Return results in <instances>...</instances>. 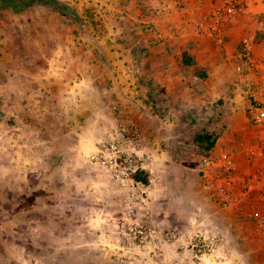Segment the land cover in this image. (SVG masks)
<instances>
[{
    "label": "crops",
    "instance_id": "obj_1",
    "mask_svg": "<svg viewBox=\"0 0 264 264\" xmlns=\"http://www.w3.org/2000/svg\"><path fill=\"white\" fill-rule=\"evenodd\" d=\"M149 1V8L158 9L150 13L161 31V37L152 40L157 47L143 42L141 53L136 45L123 50V46L115 43L116 47L106 52L110 67H100L104 57L101 52L97 54L101 56L98 65L82 70L81 78L68 70L57 73L46 70L31 91L16 101L14 127L0 128V150L5 151L0 156V167L6 170L13 161L15 167L27 168L15 177L21 183L16 198H30L25 220L36 215L46 217L40 229L53 231L51 238L57 239L59 246L67 247L71 256L76 248L106 250L107 247L120 255L115 249L128 247L129 253L121 254L125 262L147 264L151 262L150 251L158 245L162 253L151 254L160 264H203V259L193 250H188L185 262L180 263L175 244H148V250L143 252L137 240L129 236V229L161 228L185 238L190 235L191 219L205 213L211 215L216 229L231 232L225 219L227 214L209 203L200 189L199 157L192 159L194 167H187L178 159V135L176 128L172 129L178 125V113L172 107L201 106L206 99L220 98L235 112V120L243 121L242 109L246 103L237 99L242 95V84L230 90L228 60L240 57L238 50L243 37H255L260 16L231 26L222 45H218L190 34L185 22L186 0H159L155 7L153 0ZM259 6L264 15V0ZM121 9L124 10L115 8ZM132 10L138 14L135 6ZM135 15H131L132 21L137 20ZM170 29L174 31L170 33ZM250 48L255 61L264 57L263 43ZM186 54L192 57V66L183 63ZM260 67L263 66H257V74H247L255 87L261 83ZM200 74L204 78H199ZM157 90L169 99V110L162 107L157 110L162 104L152 102ZM113 106L119 109L118 114L113 112ZM117 123L136 127L147 141L142 153L151 154L152 161L144 165L146 181L136 180L137 172L130 182L121 186L107 176L99 163L91 160ZM244 128L247 131L243 125L237 130L242 132ZM218 140L212 148L215 151L232 149L228 140L220 145ZM10 150H14V157ZM68 181L78 186L77 205H70L75 193L71 196L66 192ZM26 183L28 187L22 186ZM135 186L139 190L133 189ZM55 213L57 218L52 217ZM54 221L57 225L51 226ZM233 229L230 238L239 244L219 246L220 254L228 252L235 260L240 258L236 247L264 249V244H258L261 240L246 226Z\"/></svg>",
    "mask_w": 264,
    "mask_h": 264
},
{
    "label": "rangeland",
    "instance_id": "obj_2",
    "mask_svg": "<svg viewBox=\"0 0 264 264\" xmlns=\"http://www.w3.org/2000/svg\"><path fill=\"white\" fill-rule=\"evenodd\" d=\"M53 1L61 4L63 11L45 0H0V128L11 130L14 127L16 101H19L25 92L31 91L32 86L37 84L39 76L45 74L46 70L51 73L68 70L71 74L76 73L77 78H81L82 70L94 68L96 63L98 65L101 56L97 54L101 52L104 57L100 67H110L111 61L106 52L113 50L116 47L115 43L123 46V50L136 45L141 49V53L143 42L155 47L158 45L152 40H158L155 33L159 28L153 22L154 15L150 14L158 9L154 11L152 7L149 8V0ZM158 2L159 0H153V7L158 5ZM132 3L137 9V15L132 10L133 6L130 5ZM118 7H123L124 10L116 11L115 8ZM131 15L137 16V20L132 21ZM144 18L146 20L143 22ZM257 24L259 29L255 37L251 39L245 36L250 47L264 44V15L259 17ZM261 50L264 51L262 48ZM242 51L241 42L238 50L240 57L228 60L231 69L227 74V84L230 90L236 89L237 84L238 86L240 84V87L241 84L242 86L248 84L251 88L253 98L246 97L242 91L241 97L237 98L241 103H246L245 107L242 106L243 121L235 120V112L220 98L206 99L205 104L201 106L178 104L174 106L175 108L172 107L173 111L178 113V125L172 128L173 130L176 128L178 135L177 155L179 161L187 167L190 165L194 167L192 159L207 151L204 145L194 141L195 134L205 126L208 128L210 125L208 128L210 132H216L219 145L228 140L234 153L242 152L255 143V129L249 120L248 109L254 99L264 105V57L257 62L252 57L249 59L241 57ZM182 60L187 66H192L190 55L186 54ZM250 61L255 63V67L259 64L263 66L260 67L263 73L258 87L253 86L249 80L251 76L247 75L248 70L243 73L236 72L238 67L248 68ZM200 71L205 73L203 69ZM198 76L203 77L201 74ZM71 78L76 79L73 76ZM153 96L155 98L152 102L162 104L157 110L161 107L169 110L168 98L161 96L158 90ZM241 125L247 126V131L245 128L242 132L238 131V126ZM233 127L236 128L235 131ZM3 151L0 150V156ZM9 153L14 157V150H10ZM10 163L6 170L0 167V264H131L123 260L124 255L121 256L129 253L128 247L115 249L120 255H115V252L107 247L106 250H96L94 247L76 248L74 255L71 256L67 247L59 246V241L51 238L54 235L53 231L40 229L42 224L44 226L46 217L36 215L25 220L27 216L24 212L29 207L30 198H16L19 190L17 188L21 183H17L15 177L27 168L15 167L13 161ZM189 172L191 173L190 170ZM143 173L144 171H139L137 176L146 181V175ZM107 176L109 177L108 174ZM179 184L176 183L177 186ZM27 185L29 184H22ZM130 188L132 189V186ZM133 189L139 190L136 186ZM65 190L71 196L75 193L70 199V205H77V184L68 181ZM56 216L57 213L52 215L53 218H57ZM50 225L55 226L57 223L54 221ZM46 235H50L49 239H45ZM146 245L144 248L140 245L139 249L146 252L148 250ZM235 249L240 253V258H235L236 261L232 260L229 264H264V249L253 246ZM150 252L159 256L162 250L157 245ZM151 253H149L151 262L147 264H160L153 259Z\"/></svg>",
    "mask_w": 264,
    "mask_h": 264
},
{
    "label": "built area",
    "instance_id": "obj_3",
    "mask_svg": "<svg viewBox=\"0 0 264 264\" xmlns=\"http://www.w3.org/2000/svg\"><path fill=\"white\" fill-rule=\"evenodd\" d=\"M178 1V0H165ZM261 0H186V27L191 35L222 45L229 28L241 20H251L261 16ZM151 25V24H150ZM174 29H170L172 33ZM161 37V31L155 33ZM241 57L251 58L249 40H241ZM238 73L248 70L256 73L255 63L250 61L246 69L238 67ZM241 90L246 97H254L248 84ZM249 105V120L253 126L255 143L239 153L232 149L215 151L210 149L199 156L197 167L199 186L209 203L225 212V222L231 232L216 229L211 215L202 213L191 219L190 235L184 238L176 232L161 228L132 227L129 236H133L139 245L175 244L180 263L188 250L197 252L203 264H220L233 260L229 253H219V246L239 244L230 238L235 227L246 226L264 244V105L256 99ZM119 113L116 106L112 107ZM147 141L132 125L117 123L109 137L97 148L91 160L99 163L111 180L125 184L132 176L144 171L145 162L152 161L151 154L142 153ZM141 153V154H140ZM240 241V240H239Z\"/></svg>",
    "mask_w": 264,
    "mask_h": 264
},
{
    "label": "trees",
    "instance_id": "obj_4",
    "mask_svg": "<svg viewBox=\"0 0 264 264\" xmlns=\"http://www.w3.org/2000/svg\"><path fill=\"white\" fill-rule=\"evenodd\" d=\"M45 1L51 2L57 8L63 11V7L61 4L54 2L53 0H45ZM217 139H218V136L216 132H210V130L205 126L200 132L195 134L194 141L197 144L204 145L205 150H210L214 147ZM135 179L140 180V181H145L143 179H140L139 177H135Z\"/></svg>",
    "mask_w": 264,
    "mask_h": 264
}]
</instances>
